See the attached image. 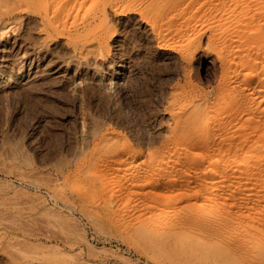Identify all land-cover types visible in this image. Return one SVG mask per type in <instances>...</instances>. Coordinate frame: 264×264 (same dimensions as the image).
<instances>
[{
  "label": "bare ground",
  "instance_id": "bare-ground-1",
  "mask_svg": "<svg viewBox=\"0 0 264 264\" xmlns=\"http://www.w3.org/2000/svg\"><path fill=\"white\" fill-rule=\"evenodd\" d=\"M0 1H1V3H5L6 8L9 11L18 10L17 12H19V10L20 11L23 10V11H26L28 13H31L33 15L38 16L40 19V23L42 25V29L44 31H46L47 33H50V32L51 33L52 32L57 33L58 32V33H60L59 34L60 36H61V34H67V35H65L66 37L68 35H70L71 32H73V30L75 33L80 28L79 27L80 25L84 24L83 27H86V26L91 25L92 22L94 23L95 20H98L97 26L95 25L96 30L97 29L103 30L104 27H107V24L110 23L107 19L109 16V13H111V14L113 13L114 15H116V18H117V16H120L121 13H123V12L125 13V11H128L130 13V15H132L136 12L138 14V17L140 18V19H138L139 20L138 23H140L142 25L143 30L145 29L146 32H148L149 36L147 35L148 38H147V36H146V38L148 40H150V42L152 41L156 47H154V45H152V42H151V44H148V45H151L154 48H157L159 50L160 54L162 53L163 55H168V54L170 55L171 53H173V54L178 55L179 59L182 63H185L186 59H188L190 57L192 58L195 55L194 52L197 51V49L201 48L202 44L199 42L198 38L201 39L202 36H205V34H208L205 37L209 41L213 40V39H215V40L216 39L217 40L222 39V40H220V42H222V44H223V47H224L223 49H225V53L221 54V57H220L221 71H220V78H219V82H218L219 84H218L217 88L215 89V92L212 93V92L206 91V90L205 91H199L198 90L199 88H197L192 83V81L190 80L189 76L191 74L188 75V77L185 78L183 83L181 85H179L178 87L176 86L174 88V86H172L173 89H172V87L170 88L172 90L170 91L169 94H168L169 91L167 92L168 96L166 95L167 97L165 98L166 99L165 104L167 103V105H169L171 107V109L169 108L170 109V115H169L170 117H167V118H169L168 123L163 127V125H164L163 120L162 121L160 120L161 121L160 124L161 125L163 124L162 125L163 129H161V128L158 129L160 124L158 125L157 129H154L155 127L153 128V125L154 126H157V125H155L153 123L152 128L154 130L152 129L153 130L152 133H148L146 136L148 138L149 137L153 138L152 134H153V136L155 134V137H156V135H159L160 136L159 139H161V140H159L157 142L158 147L149 149L150 141H148L149 143L146 141L145 142L143 141L144 142L143 143L142 141L139 140L140 149L142 147L146 149V151H142V150L139 151L138 149L137 150L134 149L132 147V145H129L126 140H125L126 141L125 142L124 140L120 139L119 138L120 134H119V136H117V135H114L112 132L100 133V136L98 137V139L96 138L97 141L93 144L92 154L91 155L89 154L90 157L86 158V160L82 163L83 164L82 167L79 168L80 171L84 170L86 175L84 176V178H80V177L76 176L72 179V181H82V180L88 181L90 183L91 187L89 188V190L87 192H90L91 194L93 193V194H95V196H99L100 198H103V199H106L108 197L113 198L114 200L120 201L119 203L122 205L125 201H129V198H130L131 202H130V204L128 203V207H129V209H131L133 211V213H131V214H133L132 216H134L133 218L137 221V223L135 226L133 225V227L130 228V230L128 231L129 232L128 236L133 242H135V244L141 250H143L145 252H151V253L158 255V256L163 255L166 257L174 258V259H176V261L179 264H264V232H263L264 230H262L260 227H256L258 225H256L254 229L251 228V226H250L253 224V223H251V221L254 219L255 213L258 212L259 210L264 209V199L263 200L260 199V201L262 202L263 205L261 203H259V196L260 195H259L258 188H259V183L261 182L259 180H261V179H259L257 181V178H255V174H257L259 177H261L260 171L258 169L264 168V0H0ZM116 3H118V5H116ZM131 10H132V12L134 11V13L131 14ZM128 12H127V14H128ZM136 13L133 15V17L135 15H137ZM111 17H113V15ZM25 18L27 20V17H25ZM29 19L31 21L33 20L31 18H29ZM88 19H90V20H88ZM135 19H136V17H135ZM30 20H27V21L31 22ZM109 20H110V18H109ZM126 20H128V19L126 18ZM131 20H132V18H131ZM33 21L35 22V19ZM118 21H122V20L119 19ZM136 21H134V22H136ZM34 22H32L31 24H29L27 22V24L29 26L31 25L32 27H34L35 26ZM36 22H38V21H36ZM124 22H125V20H124ZM117 23L118 22L116 20V24ZM118 24H120V23H118ZM28 25H26V26L28 27ZM12 26H14V25H12ZM20 26H22V25H20ZM113 26H114V24H113ZM22 27H19V28H22ZM35 27H37V25ZM8 28H9V25H8ZM82 28H80V29H82ZM9 29L12 30V28H9ZM13 29H14V27H13ZM28 29H27V31H28ZM31 29L33 30V28L30 27L29 30H31ZM88 29H90V27ZM140 29H139V31H140ZM5 30L7 31V27ZM15 30H16V28H15ZM32 30H31V32H32ZM90 30H92V29H90ZM3 31H4V29L0 32V41H2L3 37L6 36V35L5 36L3 35ZM10 31L8 30L7 32H10ZM27 31H26V34H27ZM83 31H84V33L83 32H81V33L84 36L85 30H83ZM122 31H124V30H122ZM217 31H218V33H217ZM11 32H13V30ZM28 32H29L28 34L30 35V31H28ZM78 32H79V30H78ZM96 32H94V31L92 32V34H91L92 36L90 35L92 39H90V40H89V38H90L89 36H88L89 38L86 36L88 39L86 37H84L85 38V39L83 38L84 40L78 39L79 40L78 41L75 39L76 41L81 43V47L79 49V54L81 55V57H85V56L88 57L89 56L91 59H95V60L98 57L97 50L99 49L98 46H100V45H98V44L95 45L98 42H96V39H94L95 37H93V36H95ZM105 32H107V31L105 30ZM110 32H113V31H110ZM120 32H121V30H120ZM130 32L132 33L133 31H130ZM19 33H18V35L20 37L21 35ZM35 33H37V32H35ZM126 33H128V31H126ZM126 33H124V34H126ZM141 33H139V34H141ZM21 34H22V32H21ZM23 34H25V33L23 32ZM78 34H76V35H78ZM82 34L80 36H82ZM88 34H89V32H88ZM128 34H130V33H128ZM9 35H10V33H9ZM37 35L39 36V33ZM26 36L30 38V36H28V35H26ZM40 36H39V38H40ZM126 36H125V38H126ZM15 37L18 38L17 33H16ZM23 37L25 38V36H23ZM10 38H11V35H10ZM73 38L74 37H71L72 40H74ZM97 38H99V37H97ZM21 39L17 40L19 42V44H21L20 43ZM52 39H54V38H52ZM86 39H87V41H86ZM115 39H116V37H115ZM7 40H8V38H7ZM64 40H66V39H64ZM69 40H67V41H69ZM112 40H111V42H112ZM140 40H138V41H140ZM144 40H145V38H144ZM204 41H203V43H204ZM14 42H15V40H14ZM14 42H12V43L16 44ZM56 42L57 41H55V45H57ZM58 42H60V41H58ZM62 42L63 41H61V43ZM140 42H139V45L141 46ZM22 43L24 45L25 42H23V40H22ZM61 43H58V44L60 45ZM75 43L76 42H74V44ZM134 43H135V41H134ZM141 43L144 44L145 42L144 43L141 42ZM214 43H213V45H214ZM6 44H7V42H6ZM109 44H110V42H109ZM116 44H118V45H115V44L114 45L119 46V43L116 42ZM136 44H138V42ZM146 44H144V45L146 46ZM206 44H208V43H206ZM61 45H60V47H61ZM26 46H27V44H26ZM18 47L20 49V45ZM60 47H59V49H60ZM109 47H110V45H109ZM149 47L150 46H148V48ZM153 47H150V48L152 49ZM1 48H2L1 50L5 49L4 47H1ZM34 48H31V49H34ZM111 48H113V46ZM131 48H134V47H131ZM136 48H139V47H136ZM48 49H51V48H48ZM55 49H56V46H55ZM59 49L57 47V51ZM66 49H68L70 51L69 48L66 47ZM202 49H203V47H202ZM5 50H8V49H5ZM36 50L38 52H40L39 49H36ZM60 50H63L65 52V49H63V48H61ZM109 50L110 49H108V51ZM138 50H140V49H138ZM23 51H25V48ZM29 51H27V52L33 54V52H29ZM52 51H54L52 53L55 54V50L52 49ZM74 51H75V49L73 48V52ZM154 51H155V49H154ZM6 52H8V51H6ZM66 52L63 53V52L59 51L60 54L59 53H56V54L63 56L62 54H67ZM113 52H114V50H113ZM134 52L135 51H133V53ZM44 53H42V54L45 55L46 53L45 54ZM139 53H140V51H139ZM197 53L199 54V52H197ZM118 54H116V55H118ZM134 54L135 55L138 54L137 50ZM36 55H35V57H37ZM48 55H50V54H48ZM103 55H102V57H103ZM202 55H204V54H202ZM28 56L30 57V55H28ZM107 56H108V54H107ZM112 56H113V54H112ZM153 56H152V58H153ZM170 56H174L173 57L174 61H177L176 60L177 57L175 58V55H170ZM207 56H208V54H207ZM39 57L40 56L38 55V58ZM89 57L87 58L88 60L90 59ZM115 57H114V59L117 58V57L116 58ZM118 57H120V56H118ZM122 57L124 58V56H122ZM4 58H5V56H4ZM4 58H1V59L5 60ZM31 58H32V56H31ZM38 58H36L37 61L40 60V58L39 59ZM66 58H67V56H66ZM110 58L111 57L108 56V59H110ZM173 58H171V59H173ZM6 59H9V58H6ZM33 59H34V57H33ZM54 59H55V57H54ZM71 59L75 60L74 56ZM210 59H208V60H210V62L213 63L214 61L212 62V59L214 60V58L211 56ZM41 60H42V58H41ZM55 60L58 61L59 59H55ZM73 60H71V62H70L71 64L76 62V61L74 62ZM2 61H0V62H2ZM47 61H48V58L46 60V64L50 63ZM87 61H86V63H87ZM127 61L128 60H126L125 62H127ZM165 61H167V60H165ZM12 62H14V61H12ZM60 62L61 61H59L58 65L62 63V62L61 63ZM78 62L80 63L81 61L78 60L77 64H79ZM93 62H95V61L93 60ZM99 62H101V61L99 60ZM106 62H107V60H106ZM121 62H123V61H121ZM30 63H32V62H30ZM41 63H42V61H41ZM83 63H84V61H83ZM91 63L92 62L90 60L89 65H91V68H92V66L94 64L93 63L91 64ZM10 64L12 65V63H10ZM51 64H52V66L54 65L52 62H51ZM106 64H108V63H106ZM110 64H111V61H110ZM164 64H165V62H164ZM176 64H177V62L175 63V65L173 62L174 67L177 66ZM28 65H26V66H28ZM48 65L51 66L50 64H48ZM44 66H41V67H44ZM54 66H56V65H54ZM66 66H68V64ZM74 66H72L73 72H74V69L77 68V67L74 68ZM99 66H101V63ZM102 66H104V65L102 64ZM125 66H123V67H125ZM213 66L216 67L218 65H215L213 63ZM31 67H33V66H31ZM69 67H70V65H69ZM87 67H89V66L87 65ZM181 67H182V65H181ZM1 68H3V66H1ZM48 68H50V67H48ZM78 68H80V67H78ZM91 68L89 70H91ZM100 68H99V70H100ZM127 68L131 69L129 67H127ZM192 68H194V67H192ZM80 69L82 71L83 68L81 67ZM196 69L197 68L195 67V70ZM2 70H0V72ZM26 70L28 72V68L27 69L25 68V72H26ZM33 70H35V68H33ZM42 70H43V68H42ZM111 70H112V68H111ZM216 70L214 69V71H216ZM6 71H8V69ZM54 71H55V69H54ZM96 71H95V73H96ZM48 72L46 71V74L50 73V72L49 73ZM112 72L114 73V70H112ZM128 72L126 71V73H128ZM216 72H214V73L216 74ZM38 73H39V75L42 76L43 73H45V72L43 70L41 74H40V72H38ZM56 73H58V72H56ZM126 73H124V74L126 75ZM197 73H198V69H197ZM20 74H23V73H20ZM109 74L110 73L108 72V75ZM60 75L61 74L59 72L58 77ZM63 75H64V73L62 74L61 77H63ZM97 75H98V72H97ZM118 75H116V76H118ZM31 76H33V75H31ZM48 76L49 75H47L46 77H48ZM106 76L107 75H105V77ZM197 76H196V72H195V79ZM217 76H218V73H217L216 77ZM98 77H99V75H98ZM107 77H111V76H107ZM123 77H124V75H123ZM180 77L181 76H179V79H180ZM27 78H29V74H28V77L25 78V80ZM43 78H45V77L43 76ZM43 78H39V80L43 79ZM49 78H51V76H49ZM93 78H95V77H93ZM54 79L57 80L56 77ZM58 79H60V78H58ZM62 79H64V78H62ZM97 79L98 78H96L95 80H97ZM8 80H9V78H8ZM20 80H22V79H20ZM23 80H24V78H23ZM36 80L38 81V79H36ZM65 80H67V78ZM84 80H87V79H84ZM84 80H82V81H84ZM115 80H116V77H115ZM192 80H194V79H192ZM27 81L29 82L30 80H27ZM68 81H69V83H71L70 80H68ZM92 81H91L90 85H92ZM101 81H99V82H101ZM105 81H107V80H105ZM197 81H198V79H197ZM1 82H3V81H1ZM14 82H16V81H14ZM57 82H60V81L58 80ZM75 82H72V83H75ZM96 82H98V80L95 81L94 83H96ZM121 82H123V81H121ZM172 82H173V80H172ZM16 83H19V82H16ZM21 83H23V82H20V84ZM33 83L36 85L35 82H33ZM76 83H78V82H76ZM83 83L85 84V82H83ZM166 83L168 84V82H165V84ZM26 84H24V86H26ZM29 84H30V82L26 86V89H28L27 87L29 86ZM116 84H118V82ZM202 84H203V82H202ZM204 84H203V86H204ZM11 85L13 86V84H11ZM19 85L17 86V88L19 87ZM78 85H79V83H78ZM90 85L88 82L86 87L88 88ZM98 85H96V86H98ZM24 86L22 88H25ZM68 86L71 87L70 84ZM68 86L66 83V87L69 89ZM101 86H102V84H101ZM30 87H32V86H30ZM30 87H29V89H30ZM64 87H65V84H64ZM167 87L168 88H166V86L164 87L166 89V91H167V89H169L168 85H167ZM34 88H32V89L34 90ZM96 88H94V89H96ZM108 88H109V86H108ZM11 89L12 90L14 89L13 92H16L15 88H11ZM18 89H20V88H18ZM36 89H37V87H36ZM66 89H64V90L66 91ZM70 89H72V88H70ZM74 89H76V88L74 87ZM74 89H73V91H74ZM88 89H89V93L90 92L93 93L90 90V87ZM20 90H23V89H20ZM101 90H103V88ZM101 90H99V91L101 92ZM118 90H116V92H118ZM76 91H77V89H76ZM96 91H98V89ZM163 91H164V89H163ZM166 91H164V92H166ZM17 92H18V90H17ZM21 92H23V91H21ZM70 92H71V90H69V94L71 95L72 92L71 93ZM87 92H88V90H87ZM105 92H106V90H105ZM107 92H108V90H107ZM164 92H162V93L165 94ZM63 93H64V91H63ZM162 93L160 92L159 95L160 94L162 95ZM28 94H30V92ZM73 94H75V93L73 92ZM98 94H100V93H98ZM101 94H103V91ZM85 95H86V93H85ZM106 95H107V93L104 94V96H106ZM107 96L111 97V93H110V95L108 93ZM163 96H165V95H163ZM87 97H89V96H87ZM101 97H102V95H101ZM160 98H157V99H160ZM109 99L106 98V100H109ZM163 99L164 98H161V100H163ZM160 101L158 100V102H160ZM158 102H157V104H158ZM106 104L109 105L108 102H106ZM109 107H111V106L109 105ZM112 107H114V106L112 105ZM160 107H162V106H160ZM158 108L159 107H157V111H159V109H160V108L159 109ZM162 108H161V110H162ZM110 109H112V108H110ZM114 109H115V107H114ZM114 109H112V110H114ZM163 110H164V108H163ZM137 114H139V113H137ZM157 114H159V113H157ZM158 116H160V115H158ZM97 117H99V116H97ZM164 117H166V115H164ZM164 117H163V119H164ZM92 118H93V116H92ZM102 118L104 119L105 117H102ZM137 118H138V116H137ZM140 118H141V116L139 117V119ZM145 118H147V117H145ZM90 120H92V119H90ZM90 120H89V123L87 121V124H88L87 131L89 130L88 132L91 131L90 130L91 128L89 127ZM140 120H142V118ZM109 121H111V120H108V122ZM97 122H99V121L97 120ZM132 122H134V121H132ZM140 122L137 121V123H139V125H143ZM99 124H100V122H99ZM83 125H85V124H83ZM114 125H117V124L114 123ZM92 126H94V125H92ZM99 126H98V129H99ZM150 126L151 125H149V127ZM118 127H119V125H118ZM143 127H145V126H143ZM146 127H148V126L146 125ZM82 129H84L83 126H82ZM109 129H110V126H109ZM120 129H122V127ZM123 129H124V127H123ZM125 129H126V127H125ZM128 129H129V127L126 130H128ZM132 129H134V128H132ZM135 129H138V128H135ZM149 130H151V129L149 128ZM80 131L81 130H79V132ZM92 131L95 132L96 128H93ZM132 131L130 129L129 132H132ZM136 131L137 130H135L134 132H136ZM83 132H85V131H82V133ZM88 132L85 133L86 136H90L87 134ZM129 132H128V134H129ZM134 132H133V134H134ZM125 133L127 134V131ZM125 133H124V135L126 136ZM140 133L141 132H139V134H137V133L136 134L139 136ZM136 134H135L134 138L138 137V136H136ZM83 136H85V135H83ZM125 136H123V137H125ZM128 136H130V134ZM94 137H96V135ZM79 138H80V136H79ZM148 138H146V139H148ZM157 138H156V140H157ZM81 139L84 140L85 137L84 138L81 137ZM81 139H78V141ZM87 139L88 138H86L85 140H87ZM90 139H88V140H90ZM154 140H153V142H154ZM82 143H84V142L82 141ZM82 143H80V144L82 145ZM154 143H156V142H154ZM86 144H87V142H85L84 146ZM88 144H89V142H88ZM132 144H134V143H132ZM81 145H80V148L81 147L83 148L84 146H81ZM136 145H138V144H136ZM83 149H81V150L83 151ZM8 151L10 153V150H8V148H7L6 152L8 153ZM12 151L14 154L13 149H12ZM74 152H76V151H74ZM79 152H80V150H79ZM79 152H77V154H79ZM3 154H5V153H3ZM13 154H11V155H13ZM8 155L9 154H7V156ZM69 155H70V153H69ZM9 157H11V156H9ZM12 157H14V156H12ZM8 158H6V159H8ZM11 158L8 160L10 161ZM15 158H16V155H15ZM12 159L14 160V158H12ZM24 159H26V158L24 157ZM22 160H23V158H22ZM4 161H5V159H4ZM67 161H68V159H67ZM5 163H6V161H5ZM56 164H57V161H56ZM58 164L61 165L59 161H58ZM0 165L2 166V163H0ZM12 165L13 166H11V167L13 168L14 164H12ZM78 165H79V163H78ZM7 166H5V167H7ZM57 167H55V169ZM60 169H62V165H61ZM253 169L258 170V171L255 174H253L251 172V170H253ZM2 171H5V170H2ZM5 172H3V173H5ZM35 173H34V175H35ZM46 173H42V174H46ZM64 173H65V171H64ZM47 174L49 175V173H47ZM14 175H15V173H14ZM24 175H27V174L25 173ZM28 177H32V176L30 175ZM33 177H35V176H33ZM263 177H264V174H263ZM68 178L70 179L69 173H67L65 175L64 179L67 180ZM42 179H43V177H42ZM46 179L48 180L49 178H46ZM51 179H49V181H51ZM61 180H63V179H61ZM263 180H264V178H263ZM63 182H66V181H63ZM75 185H73V186H75ZM3 186H5V185H3ZM10 186H13V185H10ZM260 188H261V186H260ZM67 190H69V189H67ZM14 191H16V190L14 189ZM14 191L11 192V194L14 193ZM21 193H23L22 195H24L26 193H31V192H27V191H26V193L20 192V193H18V195L19 194L21 195ZM14 194H16V193H14ZM70 194H71V192H70ZM33 195L35 196V194H33ZM262 195H263V192H262ZM7 196H9V195H7ZM27 196H30V195H27ZM30 197H32V195ZM36 197L37 196L34 197L35 200H36ZM39 197L40 196H38L37 199H39ZM60 197L62 198V196H60ZM4 198H7V197L5 196ZM10 198H11L10 200H12V198L14 199V197H10ZM21 198L24 200L25 195H24V198H23V196L22 197L20 196L19 200ZM26 199L28 200V198H26ZM34 199H32V201ZM2 200H4V199L2 198ZM7 200H8V198H7ZM11 202H13V201H10V203ZM14 202H15V200H14ZM17 202H15V203H17ZM94 202H96V201H94ZM20 203H24V204L27 203L28 205L30 204V202H28V201H24V202L20 201ZM0 204H2V203H0ZM27 204L25 206H27ZM6 205H4V206H6ZM19 205L20 204H18V207L13 206V208L15 207V210H16V208L19 209L20 207L21 208L23 207V206H19ZM29 206H28V209L31 208ZM8 207L4 208L3 210H6V212H8L9 211ZM40 210H42V209H40ZM45 210H47V209H45ZM2 211H0V220H4L3 218L6 216L5 215V216L1 217L2 214L5 213ZM50 211L52 213L54 210H50ZM46 212L44 214L49 216L48 212L47 213ZM59 212H61V211H59ZM59 212L55 211V213L53 212L52 214L53 215L56 213L58 214ZM263 213H264V211H263ZM9 214H12V213H9ZM9 214H7V215L9 216ZM37 214H38V212H36V215ZM16 215H17V213H16ZM86 215H87V213H86ZM256 215H258V214H256ZM37 216H35V217L32 216L34 220L36 219V223H38L37 222V219H38ZM60 216H63V215H60ZM60 216H59V218H58V216L56 218H58L59 220L61 219V221H62V218ZM68 216H70V215H68ZM13 217H14V215H13ZM40 217H39V219H41ZM255 217H257V216H255ZM11 218H12V216H10V220H11ZM16 218H18V217H15V220H19V218L18 219H16ZM48 218L50 220V217H48ZM65 218L67 219V216L63 217V220ZM6 219L4 221H6ZM23 219H24V217H23ZM46 219L43 218V220L47 221ZM66 219H65V221H67ZM68 219H70V218H68ZM27 220H29V219H27ZM51 220L56 221V220H53L52 218H51ZM4 221H2V222H4ZM21 221L23 224V222H24L23 220H20L19 223H21ZM30 221L31 220H29V222ZM257 221H259V220L257 219ZM7 222L8 221H6V223ZM233 222L236 223L235 227L233 226L231 228V227H229V225H227L229 223L233 224ZM245 222H247L249 224L248 226L250 228L240 230V228L242 226H244V224H246ZM42 223L44 224V222H39L38 225L39 224L42 225ZM54 223L57 225L56 222H54ZM60 223H65V222L62 221ZM72 223H74V222H71L70 224H68L71 227H69L67 225V222L65 223L66 227L68 226L70 228V230L73 227H74V229H76L78 226V225L72 226L73 225ZM240 223H242L243 225L240 226V228H239L237 225ZM11 224L13 225V223H11ZM11 224L9 223L7 225V224L3 223V225H5V226L7 225V228L9 229V231H16L19 229L21 230V227L19 229H17L16 225L14 227ZM24 224H26L28 227L29 226L28 224H30V223L26 222ZM65 224H62V225H65ZM17 225H19V224H17ZM44 225H42V227L40 226L41 229L42 228L45 229L46 225H45V227H43ZM53 226H55V225H53ZM22 227H24V226H22ZM31 227H33V228H31V232H32L33 231L32 229H34V226H31ZM40 227L38 226V228H40ZM47 227H48V225H47ZM47 227H46V229H49ZM28 228L30 229V227H28ZM26 229L27 228H25V229L22 228V230H26ZM34 230H36V229H34ZM50 230H52V229H50ZM60 230H62V229H60ZM54 231H56V230H54ZM67 231H64V232H67ZM72 231H73V229H72ZM76 231H80V230H78V228H77ZM27 232H28V229L26 230V233ZM96 232H97V230H96ZM24 233H25V231H24ZM44 233H48V231L43 232L42 235H44ZM68 233H70V232H68ZM79 233H81V232H79ZM62 234H63V231H62ZM65 234H66L65 236L67 237L71 233L70 234L65 233ZM35 235L36 234L34 233V235L30 234L29 236H33V238H36ZM37 235H40V234H37ZM49 235L54 237L53 236L54 234L53 235L49 234ZM76 235L75 236L77 238L79 236L78 239L76 238L77 240H79L81 234L78 235V232H77ZM119 235H120V233H117V236H119ZM57 236L58 235H56V237ZM11 238H13V237H11ZM58 238H61V237H57L56 239L58 240ZM62 238H63V236H62ZM62 238L60 240L63 241V239H65V238H63V239ZM82 238H83V236L81 237V239ZM73 240H75V239H73ZM52 241H53V239H52ZM67 241H68V239H67ZM82 241L86 242V239L84 240V238H83ZM71 242H72V240H71ZM17 243H15L14 246L16 245L15 247H17V249H18L19 244L17 245ZM21 243H22V241L20 242V244ZM31 243H33V242H31ZM35 243H36V241H35ZM37 243H38L37 245H34L36 247H34L29 242V244H28L29 247L30 246L34 247V248L30 247V249L28 247H24V245H26V244L22 243L24 245H23V247L22 246H20V247L23 248L24 250H21V248H20L17 251V255H15L16 257L14 256L16 258V260L13 264H42L46 260H47V262H49L51 264H85L83 262L77 261L79 258L77 259L76 257H73L74 255L72 256V254H75V253H73V252L71 253L72 246L69 244L67 245V249L66 248L60 249V248H54V247L51 248V247H48V245L46 247V245H42L40 242H37ZM63 244H64V241H63ZM66 244H67V242H66ZM70 244H73V242ZM9 245H7V247ZM91 245L93 247V244H89V246H91ZM2 247H4V246H2ZM8 248H9L8 250H10V247H8ZM31 248L34 250H32ZM89 248H91V247H89ZM0 249H1V245H0ZM99 249L100 248H98L97 251L95 250V252L96 253L99 251L102 252V250H99ZM38 250L40 253L36 252ZM47 250H49V251L47 252ZM52 250L55 253H51V255L52 254L57 255V257H59V258H57L55 256L57 258L56 259L55 257H52L53 255L52 256L50 255L49 252H51ZM86 250H88V249H85V251ZM89 250H91V249H89ZM108 251L111 252V250H108ZM0 252L5 253L4 250L0 251ZM12 252L13 251H11V255L12 254L14 255L16 253V252L15 253L14 252L12 253ZM93 252H94V249H93ZM85 253L86 254H90V253L93 254L92 251L90 253H87V251H86ZM96 253H95V255H96ZM103 253H105L104 256L107 255L106 254L107 252L105 250ZM8 254H9V251H7L6 255H8ZM113 254H115V253H113ZM113 254H112V257L116 255V254L115 255H113ZM13 255H12V257H13ZM95 255H93V256H95ZM75 256H77V255H75ZM89 256H91V255H89ZM8 257L11 258L10 254L8 255ZM51 257L54 259L52 260ZM97 257H98V255H97ZM73 258H76V260L75 259L73 260ZM99 258H103V257H99ZM79 260L82 261V258ZM84 260H86V259H84ZM10 261H12V260H10ZM122 262L124 263V261H122ZM127 263L128 262L126 261L125 264H127ZM7 264H8V262H7Z\"/></svg>",
  "mask_w": 264,
  "mask_h": 264
},
{
  "label": "rangeland",
  "instance_id": "rangeland-1",
  "mask_svg": "<svg viewBox=\"0 0 264 264\" xmlns=\"http://www.w3.org/2000/svg\"><path fill=\"white\" fill-rule=\"evenodd\" d=\"M116 5H118V3H116ZM17 11L18 10H16V11L7 10L5 3H1V1H0V30L2 31L4 29L5 32L3 31V35L4 36L6 35L5 37H3V40L0 41L1 42L0 43L1 44L0 45V51H1L0 52V57L4 58V56H5V58H4L5 60L0 58V61L3 60L2 62H0V70H2L4 68L0 72V83H1L0 84V163H2V166H3L2 167L0 165V195H1L0 196V198H1L0 199V203L3 204V205L0 204V209H1L0 211H2L4 208L9 206L8 207L9 211L6 212V210H3L2 212H5V213H3L1 217L6 215L5 217L7 219L4 217L3 218L4 220L6 219V221H8L10 224L13 223V225L12 224L11 225L14 226V227L16 225L17 229H19L21 227V230L19 229V230H16V231H9V229L7 228V225L9 223L8 222L6 223V221H4V220H0V222H1L0 223V245H1L0 251L4 250V252L6 254H7V251H9V254L11 256V258H10V257H8L9 254L6 255L5 253L0 252V264H7V262H8V264H13L15 262V260H16V258H15L16 256L15 255H17V251L21 248L20 246L23 247V245H24L22 243L26 244V245H24V247H28L29 249H30V247H32V246L29 247V245H28L29 242L33 246L37 245L38 244L37 242H40L42 245H46V247L48 245V247H51V248L54 247V248H60V249L61 248H66L67 249V245L69 244V245L72 246L71 253L72 252L75 253V254H72V256L74 255L73 257H76L77 259L78 258L79 259L82 258V261L79 260V259L77 261L83 262L85 264H88L89 262H90L89 264H106V263L107 264H111V263L112 264H125L126 261L128 262L127 264H179L176 261V259H174V258L166 257V256H163V255L158 256V255H155V254H153L151 252H145V251L141 250L135 244V242H133L129 238V236H128L129 232L128 231L130 230V228L133 227V225L135 226L136 223H137V221L133 218L134 216H132L133 214H131V213H133V211L131 209H129V207H128V203L130 204V202H131L130 198H129V201H125L123 203V205L119 203L120 201L114 200L113 198H109L108 197L106 199H103V198H100L99 196H95V194H93V193L91 194L90 192H87L89 190V188L91 187L90 183L88 181H85V180L72 181V179L74 177H76V176L80 177V178H84V176L86 175L85 171L84 170L80 171L79 168L82 167V165H83L82 163L86 160V158H89L90 155L92 154V152H93V144L97 141L98 137L100 136V133L112 132L114 135H117V136H119V134H120V136H119L120 139H122L124 141L126 140L129 145H132V147L134 149H136V150L138 149L139 151L140 150L146 151V149L143 148V147L140 149L139 140L142 141V142L143 141L144 142L145 141L146 142L150 141L149 149L158 147L157 146V142L159 140H161V139H159L160 138L159 135H156V137H155V134H154V136L152 134L153 138H151V137L148 138L146 136H147L148 133H152V131L154 129H157L158 125L161 123L162 120H163V124H164V125L162 124L163 127L168 123V119L169 118H167V117H170L169 115H170L171 107L169 105H167V103L165 104V102H166L165 98L168 96L170 91L173 89L172 86H174V88L176 86L178 87L179 85H181L183 83L184 79L187 78L188 75L191 74L189 76L190 80L192 81V83L197 88H199L198 89L199 91H205L206 90V91H210L212 93L215 92V89L217 88V86L219 84L218 82H219V78H220V71H221V65H220L221 64V62H220L221 60H220V57H221V54L225 53V49H223L224 48L223 44H222V42H220V40H222V39H220V40L213 39V40L209 41L205 37L208 34H205V36H202L201 39L198 38L199 42L202 44L201 48H200L201 50L197 49V51L194 52L195 55L192 58L190 57V58L186 59L185 63H182L180 61V59H179V56L176 55V54L171 53L170 55H175V58L177 57L176 58L177 61H174V58H173L174 56H170L169 54H168L169 56L168 55H163L162 53L160 54L159 50L157 48H154L156 46H155V44H153L152 41L151 42H152V45H154V47L151 46V45H148V44H151L150 40L147 39L148 36H149L148 32H146L145 29L143 30L142 25L140 23H138L139 22L138 19H140V18L138 17V14L136 12L135 13L137 15H135L133 17V15L135 13H134V11L132 12V10H131V14L132 13H134V14L130 15V13L128 11H125V13L123 12V13H121L120 16H117V18H116V15H114L113 13L112 14L109 13V16H108L107 19H108V21L110 23H108L107 27H104L103 30H98V29L96 30V26L98 24V20H95L94 23L92 22L91 25H89V26L83 27L84 24L79 26L80 28L83 27L82 29L85 30L84 36L81 33V32L84 33V31L79 28L78 29L79 32L77 30L74 33V30H73V32H71V34L68 35L67 37L65 36L67 34H61V36H60L59 35L60 33H58V32L57 33H53V32L52 33L51 32L47 33L46 31H44L42 29V25L40 23V19H39L38 16L33 15V14L28 13V12L23 11V10H21V11L19 10V12H17ZM127 12H128V14H127ZM112 15H113V17H111ZM129 16L132 18V20H131V18ZM25 17H27V20H30L29 18H31L33 20L35 19V22L33 20L32 21L30 20L31 22H29V21L26 20ZM135 17H136V19H135ZM109 18H110V20H109ZM126 18L128 20H126ZM119 19L122 20V21H118ZM88 20H90V19H88ZM116 20L120 24H118V23L116 24ZM124 20H125V22H124ZM36 21H38V22H36ZM134 21H136V22H134ZM23 22L24 23L26 22V23L24 24ZM27 22L29 24L34 22L35 24L34 23L33 24L35 26L37 25V27H35L33 24L32 25L34 27H32L31 25L29 26L27 24ZM11 24L14 25V26H12ZM113 24H114V26H113ZM8 25H9V28H12L13 32H11L12 30L8 28ZM20 25H22L23 27L20 26ZM26 25H28V27ZM6 27H7V31L8 30L9 31L11 30V31L7 32L5 30ZM13 27H14V29H13ZM19 27H22L23 29L19 28ZM30 27L33 28V30L31 29L32 32H31V30H29ZM89 27L92 30L88 29ZM15 28H16V30H15ZM138 28L140 29V31H139ZM27 29H28V31H30V35L28 34L29 32L27 31ZM105 30L107 32H105ZM120 30H121V32H120ZM122 30H124V31H122ZM125 30L128 31V33H130V34L126 33ZM26 31H27V34H26ZM34 31L37 32V33H35ZM91 31L92 32L93 31L94 32L97 31L95 36H93V37H95L94 39H96V42H98V43L95 42L96 43L95 45H97V44L100 45V46H98V48L100 50L99 49L97 50L98 57L96 58V60L95 59H91L89 56L88 57L90 59L88 60L87 59L88 57H86V56L85 57H81V55L79 54V49L81 47V43H79L78 41L82 40L86 36L90 37V38L88 37L89 40L92 39L91 38V36H92L91 35L92 34ZM110 31H113V32H110ZM130 31H133V32L131 33ZM21 32H22V34H23V32L25 34L22 35ZM88 32H89V34H88ZM9 33L11 35V38H10ZM16 33H17L18 38L15 37ZM18 33L21 35L20 37H19ZM38 33H39V36L41 35L40 38L37 35ZM124 33H126V34H124ZM139 33H141V34H139ZM217 33H218V31H217ZM76 34H78V35H76ZM81 34H82V36H80ZM26 35L30 36V38L27 37ZM23 36H25L26 39ZM125 36H126V38H125ZM146 36H147V38H146ZM51 37L54 38V39H52ZM71 37H74L73 38L74 40H72ZM97 37H99V38H97ZM115 37H116V39H115ZM7 38H8V40H7ZM19 38L20 39L22 38L21 41H20V43L22 45H23L22 40H23V42L26 43L30 39L26 43L28 47L26 46L25 43H24L25 46L24 45L22 46L21 44H19V42L17 41V40H20ZM144 38H145L146 41L144 40ZM64 39H66V40H64ZM75 39L76 40L79 39V40L76 41ZM87 39H86V41H87ZM14 40H15V42H14ZM67 40H69V41H67ZM111 40H112V42H111ZM138 40H140L143 43L145 42L144 44L147 43L146 46L144 44H142ZM5 41L7 42V44H6ZM55 41H57V42L60 41L58 43H61V41H63L61 43L62 45L60 44L61 47H60V45L57 42H56L57 45H55ZM134 41H135V43H134ZM203 41H204V43H203ZM12 42H14L16 44H13ZM74 42H76V43L74 44ZM109 42H110V44H109ZM116 42L119 43V46H115V45H118V44H116ZM137 42H138V44H136ZM139 42H140L141 46L139 45ZM206 43H208L209 45L206 44ZM213 43H214V45H213ZM19 45H20V49L18 47ZM54 45L56 46V49H55ZM109 45H110V47H109ZM147 45L150 46V47H153V48L152 49L150 47L148 48ZM112 46H113V48H111ZM1 47H4L5 49H8V50H5L4 48H3L4 50H1L2 49ZM34 47L36 49H39V51L41 53L38 52ZM57 47H58V49H59V47H60V49L61 48L65 49V52L67 51L66 52L67 54H62L61 53L64 57L59 55L60 54L59 51L63 52V53H65V52L63 50H60V49L57 51ZM66 47L69 48L70 51L68 49H66ZM131 47H134V48H131ZM136 47H139V48H136ZM202 47H203V49H202ZM24 48H25V51L26 50L27 51L30 50L29 52H33V54L28 53L27 51L26 52L23 51ZM31 48H34V49H31ZM48 48H51V49H48ZM73 48L75 49L74 52H73ZM52 49L55 50V54L52 53V52H54V51H52ZM108 49H110V50L108 51ZM138 49H140V50H138ZM154 49H155V51H154ZM113 50H114V52H113ZM136 50H137L138 54L135 55L134 53L136 52ZM6 51H8V52H6ZM133 51H135V52L133 53ZM139 51H140V53H139ZM197 52H199V54ZM42 53H44L45 55H43ZM56 53H59V54H56ZM111 53L113 54V56H112ZM48 54H50V55H48ZM107 54H108V56L111 57L110 59H108ZM116 54H118V55H116ZM202 54H204V55H202ZM207 54H208V56H207ZM28 55H30V57ZM35 55L37 57H35ZM38 55L40 57L42 55L44 56V57L43 56L41 57L42 60L39 57L40 58V60H39L40 62L36 60V58H38ZM102 55H103V57H102ZM121 55L124 56V58ZM31 56H32V58H31ZM66 56H67V58H66ZM73 56H74L75 60L71 59ZM118 56H120V57H118ZM152 56H153V58H152ZM202 56L203 57L205 56V57L203 58ZM211 56L214 58V60L212 59V62L214 61L213 63L215 65H218V66L215 67V66H213V63L210 62ZM33 57H34V59H33ZM54 57H55V59H59V60L56 61L54 59ZM114 57L116 59H114ZM6 58H9V59H6ZM47 58H48L47 62H50V63L46 64ZM171 58H173V59H171ZM10 59L12 61H14V62H12ZM64 59L65 60L67 59V60L65 61ZM77 59L79 61H81L80 63L78 62L79 64H77V61H78ZM208 59H210V60H208ZM71 60H73L74 62L76 61V62L71 64L70 63ZM90 60L94 64L92 66V68H91V65H89L90 64ZM93 60L95 62H93ZM99 60L101 62H99ZM106 60H107V62H106ZM126 60H128L129 62L128 61L125 62ZM165 60H167V61H165ZM8 61L10 63H12V65ZM41 61H42V63H41ZM59 61H61L62 63L60 62L61 64L58 65ZM83 61H84L85 64L83 63ZM86 61H87V63H86ZM110 61H111V64H110ZM121 61H123V62H121ZM30 62H32V63H30ZM51 62L54 65H56L58 68L56 66H54V65L52 66ZM164 62H165V64H164ZM173 62H174V65L177 62V64H176L177 66L174 67L173 66ZM100 63H101V66H99ZM106 63H108V64H106ZM117 63L118 64L120 63V64L118 65ZM125 63L126 64L128 63V64L126 65ZM48 64H50L52 67L49 66ZM67 64H68V66H66ZM102 64L104 66H102ZM26 65H28V66H26ZM30 65L33 66V67H31ZM69 65H70V67H69ZM87 65L89 67H87ZM181 65H182V67L183 66L184 67L182 68ZM1 66H3V68H1ZM41 66H44V67H41ZM72 66H74V68L77 67V68L74 69V72H73V69H72L73 67ZM123 66H125V67H123ZM48 67H50V68H48ZM78 67H80V68L82 67L83 68L82 71ZM106 67L107 68L109 67V68L107 69ZM127 67H129L131 69H128ZM192 67H194V68H192ZM195 67L198 69V73H197V69L195 70ZM25 68L26 69L28 68V72L29 73L27 72V70H26L27 73L25 72ZM33 68H35V70H33ZM42 68H43L45 73H43V75L41 76V75H39L38 72H40V74H41L42 71H43ZM53 68L55 69V71H54ZM90 68H91V70H89ZM99 68H100V70H99ZM111 68H112V70H114V73L112 72ZM7 69H8V71H6ZM214 69L215 70L217 69L216 70L217 72L214 71ZM46 71L47 72L49 71L50 73L48 72L49 74H46ZM95 71H96V73H95ZM107 71L110 73L109 75H108ZM126 71L127 72L129 71V72L126 73ZM194 71L196 72V76L197 75L199 76V77L197 76L196 79H195V72ZM56 72H58V73H56ZM59 72H60L61 75L58 77ZM97 72H98L99 77L97 75ZM214 72H216V74ZM20 73H23V74H20ZM63 73H64V75H63V77H61ZM124 73H126V75ZM217 73H218V76L216 77ZM28 74H29V78L30 79L27 78L25 80V78L28 77ZM31 75H33L34 77L31 76ZM47 75L51 76V78H49V76L46 77ZM66 75L68 77L69 76L70 77L68 78ZM105 75L111 76V77H107V76L105 77ZM116 75H118V76H116ZM123 75H124V77H123ZM43 76L45 78H43ZM179 76H181L180 77L181 80L179 79ZM5 77L6 78L8 77L9 80H8V78L6 79ZM55 77H56L57 80L54 79ZM65 77L67 78V80H65L66 79ZM93 77H95V78H93ZM115 77H116V80H115ZM23 78H24L25 81L23 80ZM39 78H43V79L39 80ZM58 78H60V79H58ZM62 78H64V79H62ZM96 78H98L97 79L98 82L94 83L95 81H97V80H95ZM191 78L194 79V80H192ZM20 79H22V80H20ZM36 79H38V81ZM84 79H87V80H84ZM197 79H198V81H197ZM27 80H30L29 81L30 84L32 83L31 85L29 84V86L27 87L28 89H26V86L29 83ZM58 80L60 82H57ZM68 80H70L71 83L76 81V82L79 83V85L76 82L71 84V83H69ZM82 80H84V81H82ZM90 80L91 81L93 80L92 81V85H90L91 84ZM105 80H107V81H105ZM172 80H173V82H172ZM1 81H3V82H1ZM14 81L19 82V83H16ZM99 81H101V82H99ZM121 81H123V82H121ZM20 82H23V83L20 84ZM33 82H35L37 86ZM83 82H85V84ZM88 82H89V85H90L89 86L90 90L93 93H91V92L89 93V89H88L89 87L88 88L86 87ZM117 82H118V84H116ZM165 82H168V84L167 83L165 84ZM202 82H203V84L205 83L204 86H203ZM66 83H67V86L70 84L71 87L68 86L69 89L66 87ZM11 84H13V86ZM17 84L18 85L20 84L18 88L23 89V90L18 89L17 88V86H18ZM24 84H26V86H24ZM64 84H65V87H64ZM98 84L100 86L102 84V86L100 87ZM72 85L77 89V91H76V89H74V87ZM96 85H98L99 87L96 86ZM167 85L169 86V89H167V91H166V89L164 87L166 86V88H168ZM23 86L25 88H22ZM30 86H32V87H30ZM108 86H109V88L111 90L108 88ZM29 87H30V89H29ZM36 87H37V89H36ZM171 87H172V89H170ZM11 88H15V89L17 88L15 90L16 92H13L14 89L12 90ZM32 88H34V90ZM70 88H72V89H70ZM94 88H96V89H94ZM102 88H103V90H101ZM64 89H66V91ZM73 89H74V91H73ZM97 89H98V91H96ZM163 89L166 92H164ZM17 90H18V92H17ZM69 90H71V92L73 91L75 94H73V92L72 93L70 92L71 93V95H70L69 94ZM87 90H88V92H87ZM99 90H101V92ZM105 90H106V92H105ZM107 90H108V92H107ZM116 90H118V92H116ZM21 91H23V92H21ZM63 91H64V93H63ZM102 91H103V94H101ZM29 92H30V94H28ZM97 92L100 93V94H98ZM104 92L107 93V95H108V93H109V95L111 93V97H109L107 95H106L107 97L104 96V94H105ZM160 92L161 93L164 92L165 94L162 93V95L161 94L159 95ZM167 92H168V94H167ZM85 93H86V95L88 94L87 96H89V97H87L85 95ZM101 95H102V97L104 99L101 97ZM163 95H165V96H163ZM159 96L161 98H164V99L161 100V98ZM106 98L107 99L110 98V99L106 100ZM157 98H160V99H157ZM158 100L159 101L161 100L160 102L162 104L160 102H158ZM106 102H108L111 107H109V105L106 104ZM157 102H158V104H157ZM112 105L115 107V109H114V107H112ZM160 106H162L164 108V110ZM157 107L160 108V109L158 108L159 111H157ZM110 108H112L114 110H112ZM161 108H162L163 111L161 110ZM137 113H139V114H137ZM157 113H159V114H157ZM163 114L166 115V117H164ZM158 115H160V116H158ZM92 116H93V118H92ZM97 116H99V117H97ZM137 116H138V118H137ZM140 116H141L142 120H140L141 118L139 119ZM102 117H105V118L103 119ZM145 117H147V118H145ZM163 117H164V119H163ZM86 118L87 119L89 118V119L87 120ZM90 119H92V120H90ZM96 119L100 122L101 125L99 124V122H97ZM86 120L88 121V123H89V120H90V124L92 123L91 125L89 124V127L91 128L90 132H88L89 130L87 131L88 124H87ZM108 120H111V121L108 122ZM132 121H134V122H132ZM137 121L142 123L143 125H139V123H137ZM114 123L117 124V125H114ZM153 123L155 125H157V126H154ZM83 124H85V125H83ZM92 125H94V126H92ZM118 125H119V127H118ZM126 125L129 127V129H128L129 131H130V129H131V131L132 130L133 131L129 132L128 130H126L128 128ZM146 125L148 127H146ZM149 125H151V126L149 127ZM152 125H153V128L155 127L154 129L152 128ZM162 125L160 124L158 129H160V128L163 129ZM82 126H83L84 129H82ZM98 126H99V129H98ZM109 126H110V129H109ZM143 126H145V127H143ZM121 127H122V129H120ZM123 127H124V129H123ZM125 127H126V129H125ZM93 128H96L95 132L92 131ZM132 128H134V129L135 128H138V129L140 128L142 131L140 129L139 130L135 129L137 131L134 132L135 130L132 129ZM149 128L151 130H149ZM79 130H81V131L79 132ZM82 131H85V132H83L84 134L82 133ZM126 131H127V134L125 133ZM86 132H88L87 134L90 135V136H86V134H85ZM128 132H129L130 136H128L129 135ZM133 132H134V134H133ZM139 132H141V133L138 136L137 134H139ZM124 133L126 134V136L128 138L124 135ZM135 134H136V136H138L137 137L138 139L134 138ZM78 135L80 136V138H79ZM83 135H85V136H83ZM95 135H96V137H94ZM123 136H125V137H123ZM81 137L82 138L85 137V139L86 138H88V139L91 138V139L90 140L87 139L88 140L87 141L85 139L84 140L81 139ZM146 138H148V139H146ZM156 138H157V140H156ZM78 139H81V140L78 141ZM153 140L156 143H154ZM82 141L84 143H82ZM79 142L82 143V145ZM85 142H87V144L84 146ZM88 142H89V144H88ZM132 143H134V144H132ZM79 144L81 146H84L83 148L85 150L82 147L80 148ZM136 144H138V145H136ZM7 148H8V150H10V153H9V151H8V153L6 152ZM12 149L14 150V154H13ZM81 149H83V151ZM79 150H80V152H79ZM74 151H76V152H74ZM77 152H79V154H77ZM3 153H5L6 155L3 154ZM69 153H70V155H69ZM7 154H9V155L7 156ZM11 154H13V155H11ZM15 155H16V158H15ZM9 156H11V157L14 156V157H12V158H14V160L11 157H9ZM24 157L26 159H24ZM6 158H8V159L11 158V160L9 161ZM22 158H23V160H22ZM4 159H5L6 163H5ZM67 159H68V161H67ZM56 161H57V164H58V161L60 162V164L62 165V169H60L61 165H59V164L57 165L56 164ZM78 163H79V165H78ZM12 164H14L13 168L11 167V166H13ZM5 166H7V167H5ZM54 166L55 167L58 166L57 167L58 169L57 168L55 169ZM1 169L5 170L6 172L2 171ZM258 170L260 171L261 177H259L257 174H255ZM258 170H254L253 169V170H251V172L253 174H255V178H257V181L259 179H261V180H259L261 182L259 183L258 191H259V195L261 196V197L259 196V203L262 204L260 199H262V200L264 199V189H263L264 188V186H263L264 185V180H263V178H264L263 177L264 168H261V169H258ZM64 171H65V173H64ZM3 172H5V173H3ZM33 172L34 173L36 172L35 175H34ZM46 172L49 173V175ZM14 173H15V175H14ZM25 173L27 175H24ZM42 173H46V174H42ZM67 173H69L70 179L68 178L67 180H65L64 177H65V175ZM30 175L32 177H28ZM33 176H35V177H33ZM42 177H43V179H42ZM46 178L51 179V181H49V179L47 180ZM61 179H63V180H61ZM61 181L62 182L66 181V182H63L65 185ZM3 185H5V186H3ZM10 185H13V186H10ZM73 185H75V186H73ZM260 186H261V188H260ZM14 189L17 192L14 191ZM67 189H69V190H67ZM12 190L17 195L14 194V193L11 194V192H13ZM26 191L27 192H31V193H26ZM20 192H24V193H26L27 195H30V196L32 195V197L34 196L33 194H35V196H37L36 200L34 199L35 196L32 198L30 196H27L26 194H24L25 195V199L28 198V200L27 199L23 200L22 198L19 200L20 196L21 197L23 196V198H24V195H22L23 193H21V195L20 194L18 195V193H20ZM70 192H71V194H70ZM262 192H263V195H262ZM6 194L9 195V196H7ZM5 196L8 198V200H7V198H4ZM38 196H40L39 199H37ZM60 196H62V198ZM10 197H14V199L12 198V200H10L11 199ZM2 198L4 200H2ZM32 199H34V200L32 201ZM14 200H15V202H17L18 200L19 201L17 203H15ZM10 201H13V202L10 203ZM20 201L21 202L28 201V202H30V204H29L30 206L27 203H25V204L24 203H20ZM94 201H96V202H94ZM18 204H20L19 206H23L24 208L20 207L19 209L16 208V210H15V207H18ZM26 204H27V206H25ZM4 205H6V206H4ZM13 206H15V207L13 208ZM28 206L31 207V208L28 209ZM40 209H42L43 211L40 210ZM45 209H47V210H45ZM49 209L50 210H54L53 211L54 213H55V211L56 212L61 211V212L58 213L59 215L57 213L53 215L52 214L53 212L51 213V211ZM46 211L48 212L49 216L44 214ZM263 211H264V209L259 210L258 212L255 213L254 219L251 221V223H253L252 225H250L251 228L254 229L255 226L258 225L256 227H260L262 230H264V226H263L264 225V223H263L264 222V213H263ZM36 212H38V214H39V215L37 214L38 216L36 215ZM9 213H12V214H9ZM16 213H17V215H16ZM86 213H87V215H86ZM7 214H9V216ZM256 214H258V215H256ZM13 215H14V217H13ZM31 215L34 216V217L35 216L38 217V219H37L38 223L39 222H44L45 225L48 223L47 224L48 227H47V225H46V227L49 228V229H46V227H45V225L43 223H42V225H44L43 227H45V229L44 228L41 229L42 225L41 224L38 225V223H36V219L34 220ZM60 215H63V216H60ZM68 215H70L71 217L68 216ZM10 216H12L11 220H10ZM57 216H58V218L60 216L62 218L63 222H65V223L67 222V225L70 224L71 222H74V223H72L73 224L72 226H77L78 225L79 227L77 226V228L80 231H76L77 228L74 229V227L72 228L73 231H72V229L70 230L69 227H71V226L68 225L69 227L67 226L68 227L67 228L65 223H60L62 221H61V219L59 220L58 218H56ZM65 216H67V219L65 218L67 221H65V219L63 220V217H65ZM255 216H257V217H255ZM15 217H18L19 220H15ZM23 217H24V219H23ZM39 217L41 219H39ZM48 217H50V220L52 218L53 220H56V221H52L51 220L52 221L51 222ZM18 218H16V219H18ZM43 218L44 219L47 218L46 219L47 221L43 220ZM68 218H70V219L72 218V219L70 220ZM27 219H29L31 221L29 222V220H27ZM257 219L259 221H257ZM20 220L24 221L23 224H22V221H21V223H19ZM2 221H4V222H2ZM26 222L30 223V224H28L29 225L28 227H30V229L27 227L26 224H24ZM54 222H56L57 225ZM3 223L7 224V225L5 226V225H3ZM16 223L19 224V225H17ZM245 223L246 224H244V226H242L243 225L242 223L237 225L239 228H240V226H242L240 228V230L250 228L248 226L249 224L247 222H245ZM62 224H65V225H62ZM53 225H55V226H53ZM227 225H229V227L232 228L233 226L234 227L236 226V223L233 222V224L229 223ZM22 226H24V227H22ZM31 226H34V229H36V230L32 229L33 231L31 232V228H33ZM38 226L39 227L41 226V227L38 228ZM22 228H24V229L27 228L28 232L30 231L31 233L30 232L26 233L27 229L26 230H22ZM50 229H52V230H50ZM60 229H62V230H60ZM95 229L97 230V232H96ZM54 230H56V231H54ZM24 231H25V233H24ZM45 231L46 232L48 231L49 234H52V235L54 234L53 235L54 237H52L48 233H44V235H42L43 232H45ZM62 231H63V234H62ZM64 231H67V232H64ZM68 232H70L73 236L70 233H68ZM77 232H78V235L81 234L80 235V239H79L80 241L77 240L79 238V236H78V238L76 237L77 236L76 235ZM79 232H81V233H79ZM34 233L36 234L35 235L36 238H33V236H29L30 234L34 235ZM65 233L70 234V235H68L66 237ZM117 233H120V235L117 236ZM37 234H40V235H37ZM56 235H58L57 237H61L62 238V236H63V238H65V239L62 238L63 241H64V244H63V241L60 240L61 238H58V240L56 239L57 238ZM45 236L46 237L48 236L49 238L47 237L48 238L47 239ZM69 236L70 237L72 236V237L70 238ZM82 236H83L84 240L86 239V242L88 244L86 242L82 241L83 240V238L81 239ZM11 237H13V238H11ZM72 238L75 239V240H73ZM52 239H53V241H52ZM67 239H68L69 242L67 241ZM71 240H72L73 244H70V243H72ZM21 241H22V243L20 244ZM35 241H36V243H35ZM31 242H33V243H31ZM66 242H67V244H66ZM15 243H17V245L19 244L18 245V249H17V247H15L16 245L14 246ZM89 244H93V247H92V245L89 246ZM7 245H9L8 247H10V250H8L9 248L7 247ZM2 246H4V247H2ZM88 246L91 247V248H89ZM34 247H36V246H34ZM34 247H32V248H34ZM98 248H100L99 250H102V252L99 251V252L96 253L95 250L97 251ZM85 249H88V250H86L87 253H90L92 251L93 254H91V253L90 254H86L85 253L86 252ZM89 249H91V250H89ZM93 249H94V252L96 253V255L93 252ZM21 250H24V249L21 248ZM32 250H34V249H32ZM104 250L107 252L106 256H104L105 255V253H103ZM108 250H111V252L108 251ZM11 251H13L14 253L16 252L14 255L12 254L13 257L15 256L14 257L15 259L12 257ZM48 251L49 250H47V252ZM36 252L40 253L39 250L36 251ZM49 253L51 255V253H55V252H53V250H52ZM113 253H115L116 255L113 254ZM112 254L115 255V256L112 257ZM75 255H77V256H75ZM89 255H91V256H89ZM93 255H95L96 257L98 255V257L96 258ZM55 256L57 257V255H53L52 257H55ZM99 257H103V258H99ZM57 258H59V257H57ZM76 258H73V260L74 259L76 260ZM53 259L54 258H52V260ZM84 259H86V260H84ZM10 260H12V261H10ZM121 260L124 261V263ZM42 264H51V263L47 262V260H46Z\"/></svg>",
  "mask_w": 264,
  "mask_h": 264
}]
</instances>
